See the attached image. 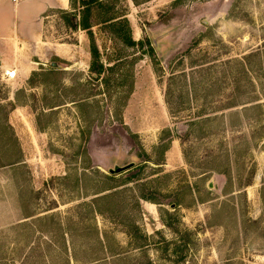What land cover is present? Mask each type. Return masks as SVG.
<instances>
[{"label": "rangeland", "instance_id": "374dc122", "mask_svg": "<svg viewBox=\"0 0 264 264\" xmlns=\"http://www.w3.org/2000/svg\"><path fill=\"white\" fill-rule=\"evenodd\" d=\"M72 3L0 62V264H264V0Z\"/></svg>", "mask_w": 264, "mask_h": 264}, {"label": "crops", "instance_id": "0c3cea01", "mask_svg": "<svg viewBox=\"0 0 264 264\" xmlns=\"http://www.w3.org/2000/svg\"><path fill=\"white\" fill-rule=\"evenodd\" d=\"M70 6L71 0H0L2 69L22 71L19 67L25 63L31 70L34 69V63L39 64L42 58L38 56L40 53L35 46L44 43L45 21L48 14L54 10H67ZM8 56L13 58L10 60Z\"/></svg>", "mask_w": 264, "mask_h": 264}, {"label": "trees", "instance_id": "16d2710c", "mask_svg": "<svg viewBox=\"0 0 264 264\" xmlns=\"http://www.w3.org/2000/svg\"><path fill=\"white\" fill-rule=\"evenodd\" d=\"M73 2V0H71V4H73L72 3ZM85 5H87V3H84ZM85 5H83V6H85ZM90 11V9H89V7H86L85 6V13H87L84 17H83V19H82V17H81V20L80 21H72V26H73V28L74 29H77V28H83V29H89V28H91V24L89 23V21H88V17H87V15H88V12ZM63 13H65V14H69V12L68 11H66V10H64L63 11ZM72 15H74L73 14V12H72ZM92 54H93V68L97 65V62H98V58H99V49L97 48V46H94L93 48H92ZM98 67H97V69L99 70V71H101L102 70V68H103V65H97ZM185 74V73H184ZM143 198H146V197H143ZM147 200H150V198L149 199H147ZM97 209V208H96ZM97 211H98V209H97ZM95 212H96V210H95ZM95 260H93V261H91V262H94Z\"/></svg>", "mask_w": 264, "mask_h": 264}, {"label": "built area", "instance_id": "2783aa9c", "mask_svg": "<svg viewBox=\"0 0 264 264\" xmlns=\"http://www.w3.org/2000/svg\"><path fill=\"white\" fill-rule=\"evenodd\" d=\"M4 76L7 79H13L17 76V70L16 69H8L4 71Z\"/></svg>", "mask_w": 264, "mask_h": 264}, {"label": "water", "instance_id": "95a60500", "mask_svg": "<svg viewBox=\"0 0 264 264\" xmlns=\"http://www.w3.org/2000/svg\"><path fill=\"white\" fill-rule=\"evenodd\" d=\"M131 166V165H130ZM129 167V166H128ZM127 167V168H128ZM124 169H126L125 167H117L116 169H115V171L116 172H121L122 170H124Z\"/></svg>", "mask_w": 264, "mask_h": 264}]
</instances>
